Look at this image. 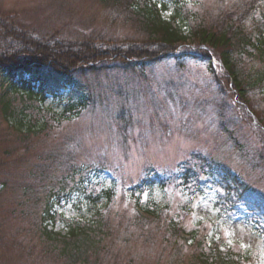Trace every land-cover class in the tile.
Masks as SVG:
<instances>
[{
  "label": "rangeland",
  "instance_id": "rangeland-1",
  "mask_svg": "<svg viewBox=\"0 0 264 264\" xmlns=\"http://www.w3.org/2000/svg\"><path fill=\"white\" fill-rule=\"evenodd\" d=\"M240 2L190 0L189 7L199 15L216 18L218 9ZM114 11L118 9L101 0H0V56L46 47L52 57L67 62L83 60L77 66L82 74L77 79L92 94L90 105L78 118L61 124L50 120L38 133L18 132L16 124L9 126L0 113V182L5 183L0 185V264H56L54 254L45 252L56 245L42 236L39 220L43 207L38 196L43 200L47 186L56 182L68 183L71 172L76 174L81 165L91 171L88 185L93 192L101 186L112 190L107 208L105 202H99L106 216L100 253L104 261L100 264H191L192 248L168 238L165 225L169 219L186 230L199 225L198 238L219 239L235 252L249 256L254 264H264V238L242 215L230 220L217 217L216 193L210 186L215 174L208 167L199 169L200 162L189 161L196 153L212 157L211 161L229 168L247 186L264 193V161L257 157L258 152L264 154V142L256 118L247 113V104L228 83L224 68L213 63L215 55L205 43L194 37L163 55L166 51L152 47L153 40L142 30L110 22ZM22 33L27 41L18 36ZM8 45L12 47L8 49ZM131 45L151 51L152 59L113 57L120 50H130ZM89 50L94 51L92 58ZM175 60L184 63L182 74L173 66ZM208 61L214 74L206 68ZM139 65L146 68L151 84L127 79L126 73L137 71ZM250 66L251 61L245 60L239 68L247 72ZM221 89L228 95L227 106L233 107V112L243 118L251 116L252 122L233 131L239 140L242 138L243 151L212 123V114L217 111L214 100H222ZM68 91L60 89L59 93ZM247 96L256 114H264V95L251 90ZM47 98L46 103L55 106L53 99ZM19 102L15 103L17 108L26 101ZM26 106L25 120L41 124L44 112L37 111V102H26ZM54 149L56 161L39 183L36 173ZM182 164L196 169L202 191L191 194L192 185L178 179ZM150 166L172 172L166 186L155 185L139 196L145 208L162 211L161 223L153 219L139 223L134 218L131 186ZM82 201L73 192L56 203L55 219L49 227L64 234L68 221L90 219Z\"/></svg>",
  "mask_w": 264,
  "mask_h": 264
},
{
  "label": "trees",
  "instance_id": "trees-1",
  "mask_svg": "<svg viewBox=\"0 0 264 264\" xmlns=\"http://www.w3.org/2000/svg\"><path fill=\"white\" fill-rule=\"evenodd\" d=\"M101 1L118 9V12L114 11V14L111 15L110 22L119 21L142 30L153 40L152 47L157 46L159 52L166 51L163 55L172 53L171 49L174 46L183 44L188 38L195 37L200 39L202 44L205 43L216 59L222 63L227 81L231 84L232 89L236 90L239 98L247 104L249 109L247 113L256 118L258 126L261 128L259 135L264 142V114H256L247 100V93L251 90H256L264 95V0H241L239 4L218 9L216 18H208L206 13L202 16L193 12V8L189 7L190 0ZM164 13H168L169 16H164ZM18 36L23 38L22 41H27L25 33ZM33 45L36 47L37 44L33 43ZM8 46V49L12 47ZM21 46L22 44L18 47ZM135 46H128L130 50H120L113 57L124 55L134 61L152 59L151 51H143ZM47 52L52 55L45 47L30 52L22 50L15 56L8 57L5 54L0 56V113L9 126L13 127L15 123L14 128L20 133L42 132L50 120L56 124L72 121L78 118L91 103L92 94L78 80L82 74L77 66L80 67L83 60L67 62L62 58L52 57ZM89 52V57L92 58L94 51L89 50ZM245 60L251 61L247 72L241 71L239 68ZM172 64L177 72L184 71V63L181 61L175 60ZM140 65L137 71H132V74L126 73L127 79L132 80L131 82H137L136 79H138L141 80L140 84L142 82L151 84L150 77L145 72L146 68H140ZM206 68L209 73L214 74L210 63ZM178 79L181 80V78ZM183 82L187 85L189 80ZM192 85L195 84L192 83ZM65 88L69 90L67 94L59 93L60 89ZM217 93L218 91H216ZM219 95L223 101L217 100L215 97L214 104L217 111L215 110L212 114V123L224 134L230 136V142H234L238 146L237 150L243 151L244 142L242 138L239 140L237 136H234L233 131L243 124L252 122L251 116H247L246 119L240 113L238 116L235 111L233 112L234 108L227 106L228 95L223 89ZM48 96L53 99L55 106L46 103ZM18 99L20 102L24 100L27 103L37 102L38 107L41 108H37V111L44 112L40 119L41 124L25 120L28 106H26V102H19L21 106L17 108L15 103ZM232 100L230 98V102ZM44 105L46 106L44 107ZM233 113L235 114L233 115ZM118 120H121L120 117ZM54 151L55 149L48 153L49 155L44 159L47 164L44 163L41 170L36 173L37 182L42 183L48 168H51L53 162L56 161ZM258 153L257 157L260 161H264V154ZM66 156L70 157V153L66 152ZM193 156L189 157V161H198L200 162L199 169L208 167L210 168L208 171L215 174L210 181V186L216 193L214 210L217 217L230 220L232 217L242 215L241 218L250 222L256 232L264 238V193L260 189L247 186L229 168L220 166L216 162L217 160L211 161L212 157L204 158L205 156L198 153ZM179 168L178 179L187 185H192L191 194L203 190L204 186L198 184L200 180L195 168L189 164L179 165ZM90 172L81 165L76 174L71 172L68 183L56 182L51 187L47 186V195L43 200H40L38 196L43 207L39 220L42 236L51 244L56 245L53 249L45 250V252L54 254V259H56L54 263L56 264H100L101 260L104 261L100 253L104 249L103 235L105 233L103 228L106 226V216L103 214V208L100 207L103 203L99 204V202H105L107 208L113 196L109 187L101 186L96 193L89 188L88 175ZM171 173L160 172L157 168L150 166L131 186L133 204H136L134 218L139 223L152 219L160 223L163 221L162 211L155 207L145 208L140 203L139 196L144 191H150L155 185H159L160 188L166 186ZM74 179L76 180L74 181ZM4 184V182H0L1 186ZM38 188L40 190V185ZM73 192L81 196L83 201L80 204L87 208L91 218L88 220L77 218L68 221L67 231L62 234L49 227V224L54 222L53 214L56 203ZM165 229H167L168 238L192 248L191 264H248L247 262H249V256L235 252L229 245H223L219 240L208 241L205 235L198 238L199 225L191 230H186L174 219H169Z\"/></svg>",
  "mask_w": 264,
  "mask_h": 264
}]
</instances>
